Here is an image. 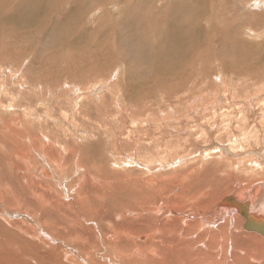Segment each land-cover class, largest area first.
<instances>
[{
	"label": "rangeland",
	"instance_id": "rangeland-1",
	"mask_svg": "<svg viewBox=\"0 0 264 264\" xmlns=\"http://www.w3.org/2000/svg\"><path fill=\"white\" fill-rule=\"evenodd\" d=\"M242 1L253 7L242 14L247 17L246 27H250L251 31L254 29L255 32L253 38L246 35L245 39L253 43L264 42V8H254L259 0ZM225 2L229 6L234 3L233 0ZM85 8L90 6L86 5ZM133 8L138 13L136 7ZM142 10L138 13L143 12L139 18L149 23L151 21L149 8ZM175 12L178 13L172 11L173 16ZM110 21L116 23L112 18ZM141 21L139 20V24ZM109 22H104L100 30L103 26L106 30ZM150 24L154 25V22ZM81 25L85 32L89 33L96 24L85 21ZM33 28L35 31L38 29L37 26ZM7 30L8 27L4 32ZM122 31L126 32L125 29ZM2 32L3 27L0 29V33ZM40 32L41 28L35 33L17 30V38L11 40L0 35V253H2L0 264H71L68 257L72 252L69 250L75 246V249L79 248L74 238L78 233H82L79 229L82 220L83 225L87 226H90L92 224L90 221L94 219L102 224L108 223L109 225L104 224L103 228L104 231H108L111 226V230L114 229L117 217L124 215L127 218L130 215L127 221L125 219V223L122 222L125 225L121 224L120 228L122 229L124 225L129 231L138 234V237L145 236L154 221H161V218L177 216L195 222L209 214H205L206 212H211L209 218L213 220L218 215L217 203L226 196L244 194L247 190H255L264 183L261 179L264 176L239 175L233 172L232 168L227 169L222 165L219 158L204 157L205 150L202 149L207 148L211 138L200 133L199 126L205 125L206 119L200 123L197 116L203 117L202 114L206 111L209 114L214 106L223 109L225 111L223 112L228 114L227 118L222 113L223 119L210 118L207 121L213 129L216 127L215 123L223 124L215 139L227 142L230 131L226 130L225 126L231 125L230 114L233 108L230 107L229 110V104L224 99L216 100L212 97V93L223 90L219 84L220 79L215 78L218 73L213 74L214 78L213 76L201 78L200 74L204 72V68L197 64L200 60L197 63L195 61L197 51L183 62L181 72H177L187 75V80L183 81L181 89H174L173 100H168L169 93L161 90L164 87H152L147 94L150 98L144 100L141 98L145 96L147 88L141 86L135 89V86L153 74L150 70L153 59L140 58L141 54L137 50L139 56L135 54L137 59L133 57L130 70L123 55L129 51H125L122 46L117 45L119 55L113 53L106 57V61L98 53L101 41L99 31L92 34L97 38L91 35L92 40H96L94 46L85 44L78 50L66 45L56 51L52 50L50 42L40 38ZM43 32L46 33L45 30ZM70 34L69 30L67 35ZM200 35L198 37H202ZM26 39L28 41L30 39L29 43ZM212 54V58L217 57ZM149 64L150 69H145L144 66ZM158 73L162 71H157L156 74ZM191 77L197 80L196 87L191 83ZM238 78L234 79L232 84L230 78L226 80L227 84H230L232 94L238 96V101L253 97L257 93L260 95V83L263 84L264 77ZM235 81L244 82L237 91ZM170 86L171 84H168L165 88L168 89ZM200 97H204V100L201 101ZM224 107L228 108V111ZM244 123L240 120L233 124L234 131L248 130ZM240 153L235 152L237 156ZM243 157L247 158V155ZM229 158L234 162L239 159ZM224 169L232 172L230 175L225 173L220 175ZM159 202L161 205H158ZM133 209L136 212H133ZM150 210H154L155 214L150 213ZM137 215L141 216L137 218ZM148 216L156 217L152 220L148 219ZM141 217L143 219H140ZM131 220L133 222H130ZM181 226L179 223H172L169 228L167 227L165 236H168V239L173 237L174 234L170 231L175 234L179 231L181 234ZM193 229L195 228L188 229L186 236L191 234L195 238V232L200 229ZM222 230L229 233L233 231L227 230L226 227ZM225 231L224 233L221 231L220 235L224 236ZM89 232L87 236L93 237L98 230ZM47 233L50 236H53L51 233L64 234L65 237L64 240L60 239V235L49 238L46 236ZM245 233V230L239 231L236 237L240 239L249 236L245 238L246 240L235 244L230 242L231 244L224 246L227 259L234 263L236 250L245 249L235 247L241 244L250 245L252 243L250 237H253L260 242L258 264H264V238L260 237L262 240L260 241L255 238L259 235ZM161 242L158 244L159 248L164 243ZM176 242L177 240L174 244L179 245ZM215 249L212 250L215 258L221 260L223 249L219 250L217 247ZM162 251L165 259L163 262L168 264H181L179 262L192 264L191 258L197 254L178 253V249L171 247V244ZM4 252L9 256L4 257Z\"/></svg>",
	"mask_w": 264,
	"mask_h": 264
},
{
	"label": "bare ground",
	"instance_id": "bare-ground-1",
	"mask_svg": "<svg viewBox=\"0 0 264 264\" xmlns=\"http://www.w3.org/2000/svg\"><path fill=\"white\" fill-rule=\"evenodd\" d=\"M233 1V5L229 6L227 5V2H225V0H166L164 1V3L160 4L159 2H162V0H0V29L1 27H3V32L0 33V35H4L9 40H11L17 38V30H29V32L35 33L38 32V30L41 28V32L39 35L40 38H42L46 42H50L52 50L56 51L59 48L65 47L66 45L73 46L78 50H80V46H85V44L94 46V42L96 40H92L91 35L99 31L101 41L98 53L103 56L105 61L106 57L111 56L113 53L116 56L119 55V45L122 46L125 51H129H126V53L128 54H126L125 52V54H123L125 56L128 67L131 66L133 57L138 53L141 54L140 56L138 54L140 58L145 57L146 59H153L152 69H150V64L148 66H144L145 69L149 68L150 70H152L153 74L148 76L149 80L144 78L135 86V89H139V87L141 86L147 88L146 92L144 93L145 96L141 98L144 100L150 98L147 96V94L152 87H164V89H160L165 93H169L167 94L168 100H173L175 96H173V93L175 92L174 89H181V87H183V81L187 80V75L177 72H181V67L184 65L183 62L197 51L198 56L195 57V61L197 63L200 60L197 64L199 65V67L204 68V72L200 74L201 78H211L212 76L214 78L215 76L213 74L218 73L215 78L220 79L219 84L221 85L223 90L212 93V97L216 100L224 99L226 103L229 104V110L233 108L230 114L232 119L230 121L231 125L225 126L226 130L230 131L229 139L227 140V142H223L220 139H215V135L220 133L219 128L223 124L219 122L215 123L216 127L213 129V127L211 128V126H209L207 121L210 118L213 120H221L224 118V115L225 118H227L228 114L226 115L223 109L214 106L212 112L209 111V114L206 111L202 114L203 117H199L200 115L197 116L200 123L203 119H206V124L203 126H199L200 133H203V135L206 134V136L208 135L211 138V140H209L208 142L207 148L203 147L202 149L205 150L204 157L207 159H211L214 157H216L217 159L219 158L220 160H222V165H224L227 169L232 168L233 172L238 173L239 175H246L248 177L253 175L255 177H258L260 175V177H263L264 79H262L263 84L260 83V89L258 88L260 90V95L257 93L253 97H249L242 101H238L239 98L237 99L238 96H235V93L232 94V89H230L229 85L233 83L234 79H239L238 77L241 76H247L248 78L252 79L264 77V42L253 43L245 39L247 37L246 35H248L250 38H253V36H255V32H253L254 29H252L251 31L250 27H246L247 17L242 13H247L248 10L253 7L252 5H248V3L244 4L242 0ZM256 4L254 8H264V0H259V2ZM86 5H89L90 8H85ZM133 7H136L138 13L140 10H142V8H149V15L151 17L150 22H154V25H151L150 22H146L145 19V21H141L140 15L143 12L138 14L134 11L135 8ZM172 11H178V13L175 12L173 16ZM188 12H190L191 16L190 14L187 15ZM176 13L179 15V17L176 15ZM176 17H178V19ZM111 18L114 19L116 23L110 21ZM139 20L141 21L140 24ZM85 21L96 24L93 30L89 33H86L87 31L85 32L84 27L81 25V23ZM106 21H110L106 26V30L104 29V26L100 30V26ZM10 26L13 28H9ZM36 26L38 27V29L36 28L37 30L35 31V28L33 27ZM6 27H8V30L4 32ZM204 27L206 28L203 29ZM123 29H125L126 32H123ZM44 30L46 31V33L43 32ZM69 30L71 34L67 35ZM199 31L201 32L199 33ZM48 32L49 35H47ZM197 33L199 34L197 35ZM200 34L202 35V37H198ZM12 35L13 38H11ZM94 37H96V35ZM29 41L27 40L28 43ZM22 51H20V54ZM212 53H214V55H216L217 57L212 58ZM20 54L18 56H20ZM135 59H137V57ZM212 63H214V65H212ZM128 69H130V67ZM157 71H162V73L156 74ZM127 72L129 71L127 70ZM227 78L231 79H229V85L226 82ZM244 82L237 83L235 81V84H237L235 91H237L238 87ZM191 83L195 86V84H197V80H194L192 78ZM168 84H171V86L170 88L166 89L165 86H167ZM200 99L201 101H203L204 97H200ZM238 105H240L241 107L237 108ZM224 109L228 111V108L224 107ZM176 112L177 111L175 110V114ZM222 113H224V115H222ZM211 114H213L214 116H211ZM175 119L176 117L174 118V120ZM240 120L241 122H245L244 124L246 125L248 130L245 129L241 132H235L232 125L236 122L238 123V121ZM169 121L171 122V120ZM235 152L242 153L237 156ZM244 155H247V158H244ZM251 155H253L254 157ZM228 157H235L234 159H239L237 160V162H234V160H230V158L228 159ZM240 157H242V160L240 159ZM227 169H224L225 171H219L220 175H224V173L225 175H230L232 171ZM261 179L264 180V177ZM133 201L135 202V200ZM154 203L156 204L155 201ZM159 204L161 205L160 202L158 203V205ZM127 205L125 207H127ZM172 205L174 206L175 204ZM216 208L218 215H216V218H213V220L209 218L211 212H206L205 214H209L204 215L203 218H200L201 220H196L195 222L187 221L186 219H183L184 217L178 218L177 216L176 218H161V221L155 220L153 226L149 228V234L145 233V236L139 237L138 234L129 231L128 228L124 226L125 219L127 221V218L130 217V215L127 216V218L124 217L123 214V216H116L117 219L115 220V225L113 226L114 229L111 230V226L108 231L103 230L105 223L102 224L98 220H91L90 222H92V224L90 223V226L83 225L84 222L82 220V222H80L79 224L80 228L78 227L80 231H82V233H78V236L75 234L76 238H74L77 247L79 248L75 249L76 246L73 247V249L71 248L69 251H71L72 253H69L70 257H68V259L70 260L71 264H168L167 262H163L165 261V259L162 250H166V248H168V244H171V247L178 249V253H197L195 257L191 258L192 264H200L201 262H203L204 264H258L260 262V247H258L260 245V242L253 239V237H250L252 238V243L250 245L241 244V246L235 247L236 249L245 247V249L236 250L237 254L234 258H237V260L235 261V259H233L234 263H231L227 259L225 255L226 251L223 248L226 244H231L230 242H233L235 244L236 242H239L241 240H246L245 238H248L249 236H245V238L240 237V239L236 237V233L242 230H245V234L247 235H259V237H255L258 240H260V237L264 238V183H262L260 187H257L255 190H247L244 194L238 193V195L231 194L226 196L223 200L217 203ZM141 209L142 208H140V210ZM124 212L127 213L126 210H124ZM133 212L136 211L134 210ZM146 212L145 214L148 213ZM150 213H154V210H150ZM243 214L249 219V226L251 228L259 227L258 229H260L263 233L259 234L251 229V231L247 230L245 228L246 218L243 217ZM140 216L141 215H137V218ZM150 216H148V219L152 220L156 217L154 216L153 218H150ZM140 219L143 218L141 217ZM53 221L55 222V220ZM241 221H243L242 225ZM130 222H133V220H131ZM139 222H141V220ZM218 222L222 224H217ZM172 223L181 224L182 232L181 234H179V231H177V233L175 234L173 231H170V233H173L174 235L173 237L168 239V236H165V232ZM121 224H124L122 226V229L120 228ZM159 225H161V227ZM219 225L220 228H218ZM224 227H226L227 230L233 229V231H230L229 233L225 230H222L224 229ZM191 228H195L196 230L200 229L198 232H195V238L191 234H189V236H186L185 234L186 231ZM215 228H217L218 230H214ZM89 229L98 230V233L94 236L92 235L93 237L87 236L88 233H90ZM221 231L222 233H224L225 231L224 236L220 235ZM59 233L51 234L53 236L60 235V239L64 240L63 237H65V235ZM46 236L49 238L53 237L48 235V233L46 234ZM145 237L148 240L147 242ZM176 240V243H178L179 245L174 244ZM71 241H68V243ZM161 241H163L164 243L162 244V246L160 245L161 247L159 248L158 244H161ZM202 246H204L205 248ZM215 247L219 248V250L223 249V252L220 251V255L221 252L223 253V257H221V260H217V258H215L214 256L212 250L215 249ZM4 253V257L9 256L6 252ZM1 254L2 253H0V255ZM239 258L241 260H239ZM179 263L183 264L182 262Z\"/></svg>",
	"mask_w": 264,
	"mask_h": 264
},
{
	"label": "water",
	"instance_id": "water-1",
	"mask_svg": "<svg viewBox=\"0 0 264 264\" xmlns=\"http://www.w3.org/2000/svg\"><path fill=\"white\" fill-rule=\"evenodd\" d=\"M243 213H244V211H243ZM243 217H245L244 216V214H243ZM246 218V225H245V228L247 229V230H253V231H255V232H257V233H263L260 229H258L259 227H254V228H251L249 225H250V223H249V219L247 218V217H245ZM250 230V231H251Z\"/></svg>",
	"mask_w": 264,
	"mask_h": 264
}]
</instances>
